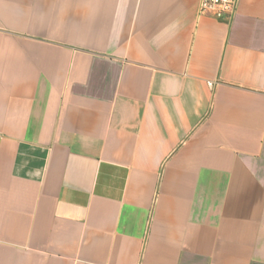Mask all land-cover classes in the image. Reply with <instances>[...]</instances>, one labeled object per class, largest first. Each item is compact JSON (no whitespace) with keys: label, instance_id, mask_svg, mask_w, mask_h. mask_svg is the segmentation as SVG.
<instances>
[{"label":"crops","instance_id":"1","mask_svg":"<svg viewBox=\"0 0 264 264\" xmlns=\"http://www.w3.org/2000/svg\"><path fill=\"white\" fill-rule=\"evenodd\" d=\"M0 0V264H264V0Z\"/></svg>","mask_w":264,"mask_h":264},{"label":"built area","instance_id":"2","mask_svg":"<svg viewBox=\"0 0 264 264\" xmlns=\"http://www.w3.org/2000/svg\"><path fill=\"white\" fill-rule=\"evenodd\" d=\"M237 0H199V13L217 19H230L235 12Z\"/></svg>","mask_w":264,"mask_h":264}]
</instances>
